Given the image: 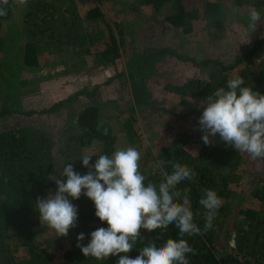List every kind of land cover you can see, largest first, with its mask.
<instances>
[{
    "label": "trees",
    "instance_id": "obj_1",
    "mask_svg": "<svg viewBox=\"0 0 264 264\" xmlns=\"http://www.w3.org/2000/svg\"><path fill=\"white\" fill-rule=\"evenodd\" d=\"M235 1L239 5L245 1L257 6L263 4L259 0ZM96 3L82 17L77 0H29L26 7L16 6L9 9L6 17H0V82L5 88L4 97L0 100V120L54 115L65 107L71 109L72 119L64 128V133L71 134L61 146H57L48 132L29 123L0 129V264H102L86 258L76 247L78 234L84 233L83 244L87 245L92 231L107 227L95 216L94 204L86 196L81 195L78 200L72 201L78 209V221L77 227L70 229L67 237H57L53 231L42 226L35 210L37 197L46 198L49 193L56 192L54 176L66 180L60 176L64 163L71 162L75 171L87 173L88 169L79 160L81 148L96 144V155H111L116 148V136L111 132L108 121L100 119V105L93 100V93L87 89L79 90L66 99L36 110L7 105L14 88L7 57L14 50H18L16 55L22 59L21 62L32 68L39 66V57L43 54L67 53L77 60L72 64L76 74L85 69L81 64L83 58L89 55L94 54L98 64L104 66L112 65L120 58V43L111 29L107 30L108 39L103 40L102 30L96 26V21L103 17L99 7L101 3ZM136 3L155 10L166 4L175 7L173 14L165 17L172 28H183L186 23L198 18L197 11H187L182 0H136ZM222 10L221 1L206 2L203 13L206 19L220 21ZM85 25L93 26V31L87 33ZM234 53L232 61L227 63L221 61L220 56L215 59L197 57L168 47L134 53L125 63L124 72L131 94V101L127 105L130 120L135 119L137 109L150 108L153 113H167L157 109L156 102L151 100L150 84L157 79L160 69L170 58L190 62L197 68L211 69L205 79L188 78L180 86L174 87L173 93L181 104L188 99L201 104L215 89L225 86L228 79L235 77L237 70L245 80L241 87H251L264 95V31L251 42L239 46ZM81 98L87 99V102L81 104ZM75 102L77 106L71 107ZM202 110L201 107H190L187 114L200 117ZM101 120L109 129L107 136L97 131V124ZM125 128L129 132L128 123ZM244 157V153L222 142L218 135L211 145H205L202 141L195 154L181 145L172 144L163 146L152 155L153 171L149 169L152 174L146 176L153 183L158 184L163 180L160 170L155 167L159 159L179 162L195 171L194 178L184 181L178 188L190 189L194 222L199 226L203 227L206 214L199 204L203 190H215L223 199L212 230L201 236L183 237L197 251L195 256H190L191 264H264V178L248 190L260 203L259 210L244 208L242 200L245 193L235 194L232 190L242 179L236 172L243 165ZM96 159L97 156L92 157L90 163L94 164ZM166 170L170 173L171 165H167ZM142 236L144 241L137 242L136 249L129 253L131 258H135L138 250L157 236L160 237L156 240L158 245L169 238H181L175 226L157 230L156 233L143 231ZM16 245L24 247L25 258L15 256ZM117 260L118 257H110L103 264H117Z\"/></svg>",
    "mask_w": 264,
    "mask_h": 264
},
{
    "label": "rangeland",
    "instance_id": "obj_2",
    "mask_svg": "<svg viewBox=\"0 0 264 264\" xmlns=\"http://www.w3.org/2000/svg\"><path fill=\"white\" fill-rule=\"evenodd\" d=\"M77 1L82 17L100 1L99 7L103 17L96 21V26L102 30L103 40L108 39L107 30L111 29L120 43V58H117L114 64L104 66L98 64L94 54L89 55L83 58L81 64L85 69L76 74L72 64L77 60L67 53L43 54L39 57V66L32 68L21 62L22 59L16 55L18 50H14L7 57L11 64V84L14 87L13 96L7 105L12 108L36 110L66 99L79 90L87 89L93 93V100L100 105V119L108 121L111 132L116 136L115 150L128 146L136 147L141 153V170L145 175L152 174L149 172V169L153 171L152 155L163 146L181 145L186 151L195 154L202 146L203 133L194 130L198 128L199 117L187 112L190 107H200V102L188 99L189 101L181 104L173 89L188 78L205 79L211 69L197 68L190 62H180L176 58L166 60L160 69V75L150 84V98L156 102L157 109H163L167 113H153L150 108L137 109L132 121L127 111L131 94L124 75L125 63L134 53L162 47L177 49L181 53L197 57L209 56L215 59L220 56L221 61L230 62L235 55L234 50L251 42L255 36L262 35L264 0H259L263 3L260 6L250 1L239 5L235 0H182L187 11L195 10L198 13V18L192 19L183 28H172L165 20L166 16L175 11V7L168 4L155 10L149 6H140L136 0ZM218 1H221L223 6L222 18L220 21L214 18L206 19L203 13L205 3ZM250 6H254L262 14V20L253 33L247 30ZM92 27L85 25L84 28L90 33L93 31ZM15 35L17 37V34ZM101 47L100 44L99 48ZM237 75L239 70L235 72V76ZM108 79H111L109 83L106 82ZM4 93V85L0 82V100L3 99ZM81 100V104L87 102L85 98ZM76 103L71 107L77 106ZM70 111L69 107H65L54 115L0 120V129L29 123L48 132L57 146H61L71 134L64 133L68 120L72 121ZM127 123L129 132H126L125 128ZM96 146L92 144L81 148L80 151L82 155H96ZM244 155V163L236 172L242 179L238 180L232 190L235 194L245 193L242 200L244 208L259 210L260 203L248 190L264 178V159L253 160L247 154ZM14 252L18 258L26 257L25 249L20 245H16Z\"/></svg>",
    "mask_w": 264,
    "mask_h": 264
},
{
    "label": "clouds",
    "instance_id": "obj_3",
    "mask_svg": "<svg viewBox=\"0 0 264 264\" xmlns=\"http://www.w3.org/2000/svg\"><path fill=\"white\" fill-rule=\"evenodd\" d=\"M28 3L29 0H0V17H6L9 9L26 7ZM261 20V12L250 6L247 30L255 32ZM244 84L245 80L237 75L202 100V115L194 130L203 133L205 145L213 144L218 135L237 152L253 160L264 159V95L251 87H241ZM104 125L105 121H99L97 131L107 136L109 129ZM93 156L98 159L91 164ZM141 159L140 151L128 146L111 155H82L79 160L88 169L86 174L75 171L73 163H64L60 176L66 180L54 176L56 192L36 198L35 210L41 225L57 237H67L78 221V209L72 201L84 195L94 204L95 216L107 224L90 233L87 245L83 244L84 233L78 234L76 247L86 258L102 264L110 257H118L117 264H191L190 256L197 251L183 237L201 236L212 230L223 199L215 190H203L199 204L206 214L201 227L194 222L190 189L178 188L184 181H191L195 171L185 164L159 159L155 167L163 180L157 184L142 172ZM167 165H171L170 173ZM170 226L178 229L181 238H169L158 245L157 236L145 243L135 258L129 256L137 242L144 241L143 231L156 233Z\"/></svg>",
    "mask_w": 264,
    "mask_h": 264
}]
</instances>
